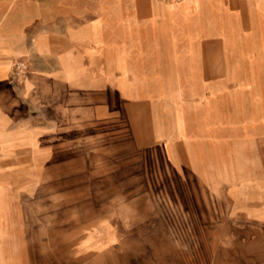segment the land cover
I'll return each instance as SVG.
<instances>
[{"label": "crops", "instance_id": "1", "mask_svg": "<svg viewBox=\"0 0 264 264\" xmlns=\"http://www.w3.org/2000/svg\"><path fill=\"white\" fill-rule=\"evenodd\" d=\"M263 58L264 0H0V264H51L18 208L51 106L121 121L218 216L264 217Z\"/></svg>", "mask_w": 264, "mask_h": 264}, {"label": "rangeland", "instance_id": "2", "mask_svg": "<svg viewBox=\"0 0 264 264\" xmlns=\"http://www.w3.org/2000/svg\"><path fill=\"white\" fill-rule=\"evenodd\" d=\"M58 113L36 138L34 184L18 186L51 264H264V217L218 216L200 186L169 183L172 171L146 160L155 154L125 152L121 121Z\"/></svg>", "mask_w": 264, "mask_h": 264}, {"label": "built area", "instance_id": "3", "mask_svg": "<svg viewBox=\"0 0 264 264\" xmlns=\"http://www.w3.org/2000/svg\"><path fill=\"white\" fill-rule=\"evenodd\" d=\"M168 3L172 2H182L183 0H162ZM25 66L23 63H20L16 66V72L14 74V80L22 81V77L25 76Z\"/></svg>", "mask_w": 264, "mask_h": 264}]
</instances>
